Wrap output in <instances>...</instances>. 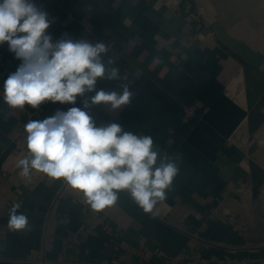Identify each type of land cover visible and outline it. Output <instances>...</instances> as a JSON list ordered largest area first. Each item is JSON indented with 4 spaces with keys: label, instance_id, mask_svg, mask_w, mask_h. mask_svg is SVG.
Listing matches in <instances>:
<instances>
[{
    "label": "crops",
    "instance_id": "obj_1",
    "mask_svg": "<svg viewBox=\"0 0 264 264\" xmlns=\"http://www.w3.org/2000/svg\"><path fill=\"white\" fill-rule=\"evenodd\" d=\"M36 3L55 18L53 42L65 32L104 42L106 58L135 94L117 111L90 108L95 122L115 117L127 131L151 136L161 152L180 157V171L154 216L127 192L96 212L61 181L35 171L21 178L15 163L27 155L25 124L63 109L59 102L8 108L3 83L20 61L5 44L0 264H31L22 261L36 250L51 264H264V0ZM185 6L197 14L191 24L176 12ZM220 15L246 17L227 22ZM121 83L100 79L96 87L121 93ZM74 106L82 108L80 98ZM14 203L28 217L27 231L8 229Z\"/></svg>",
    "mask_w": 264,
    "mask_h": 264
},
{
    "label": "clouds",
    "instance_id": "obj_2",
    "mask_svg": "<svg viewBox=\"0 0 264 264\" xmlns=\"http://www.w3.org/2000/svg\"><path fill=\"white\" fill-rule=\"evenodd\" d=\"M84 11L91 12L92 6L85 4ZM54 22L36 0H0V47L7 44L20 61L3 83L4 103L12 110L38 109L45 102L75 105L78 98L82 104L25 124L27 155L17 161L19 176L29 180L35 171L61 181L96 212L116 205L119 194L127 192L154 216L179 174L180 157L161 152L151 136L125 131L118 123L97 125L90 108L104 105L117 111L135 94L116 62L106 58L104 42L67 32L53 42L48 30ZM100 79L122 81V92L97 90ZM20 208L14 203L10 209L12 232L29 228Z\"/></svg>",
    "mask_w": 264,
    "mask_h": 264
},
{
    "label": "built area",
    "instance_id": "obj_3",
    "mask_svg": "<svg viewBox=\"0 0 264 264\" xmlns=\"http://www.w3.org/2000/svg\"><path fill=\"white\" fill-rule=\"evenodd\" d=\"M176 12H177V14L183 13L185 15V20H186V22L188 24H191L195 20V18L197 17V14L194 11L190 10L187 6L183 7L182 9H178ZM186 39H187L188 42H191L193 40V35L192 34H187ZM108 49L110 50L109 47H108ZM123 77H124V79L126 78L124 75H123ZM45 103H43V104H45ZM59 105L63 109V111H67L69 108L74 106V105H71V104H63V105L59 104ZM184 114L185 115H189L190 114V109H186ZM113 122L117 123L116 118L115 117H108V118H106L104 120H101V119L98 120L97 121V125H99V124L107 125V124H110V123H113ZM124 130L127 131L126 129H124ZM16 165H17V162L15 163V167H16ZM17 169H18V171H20L19 168H17ZM22 262L31 263V264H51L52 260L47 258L42 250H36V251L29 252L28 256ZM112 264H116V262L113 261ZM184 264H194V263H192V262H184Z\"/></svg>",
    "mask_w": 264,
    "mask_h": 264
},
{
    "label": "rangeland",
    "instance_id": "obj_4",
    "mask_svg": "<svg viewBox=\"0 0 264 264\" xmlns=\"http://www.w3.org/2000/svg\"><path fill=\"white\" fill-rule=\"evenodd\" d=\"M231 1L232 0H223V6L231 5L230 4ZM239 3L242 4L243 6H245V0H239ZM234 4H235V2H234ZM216 17L222 18L223 20H226L228 22L231 19L235 21V18H238L239 20L242 18L244 19L246 16L245 15H238V16H232L231 17L230 15H220V16H216Z\"/></svg>",
    "mask_w": 264,
    "mask_h": 264
}]
</instances>
